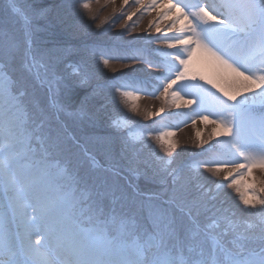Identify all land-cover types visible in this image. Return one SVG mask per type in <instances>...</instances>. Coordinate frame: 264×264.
<instances>
[{"label":"rangeland","instance_id":"obj_1","mask_svg":"<svg viewBox=\"0 0 264 264\" xmlns=\"http://www.w3.org/2000/svg\"><path fill=\"white\" fill-rule=\"evenodd\" d=\"M69 1L74 12V29L80 32L83 39L91 38L95 43V46H91L96 50L95 56L87 54V50L85 52L87 57L83 59L88 61L77 60L71 54H80V51L48 47L49 43L40 38L45 36L40 26L47 14L45 7L32 13L22 0H16V6L22 9L29 20L35 18L37 26L31 28L30 23L24 25L13 14L9 0H0V62L13 79L27 84L28 99L37 114V120L44 121L43 134L47 137L50 154L72 171L82 188L92 193H103L105 209L112 206V197L115 195L120 198L115 205L118 209L147 223L156 218L162 205L165 206L169 218L175 224V236L170 247H175L178 259L193 260L200 258L203 253L204 258L228 264L226 253L244 251L240 248L241 243L246 244L249 253L255 254L264 249V209L259 206L255 210L244 209L236 193L226 187L228 181H223V188L215 189V185L223 180L225 171L212 176L203 167H196L203 164L211 168L219 162L239 159L231 151L233 143L244 149L245 154L252 153L258 158L260 146L264 144V97L247 94L244 108L236 114L223 112L217 117L225 122L231 118L234 131L238 133L235 141L233 137L213 138L210 124L203 125L205 131L198 128L199 115H186L192 112V108L177 112L165 101L156 100L143 91L133 92L138 97L135 101L125 100L113 87L118 78L142 81L148 79L146 73L154 79L161 74L160 71L149 70L139 61L120 58L109 59L108 67L105 68L101 62L103 57L100 56V59L97 53L110 51L121 55L129 50L153 48L160 53L175 52V49L169 50L162 44H145L144 30L149 27V21L154 23L156 9H142L125 25V17L136 11L135 0H128L123 8V0H86L91 5V12L80 8V3L85 0ZM147 2L142 0V3ZM245 2L233 0V5L239 6ZM235 10L238 19L242 20L240 28L235 26L239 30L247 24V18L241 8ZM97 24L101 26L97 28ZM121 25L125 26L121 28ZM162 26L163 23H160ZM260 32L261 26L257 25L251 35L240 33L246 35L249 46V51L242 55L253 69L261 63L258 56ZM153 37H159V34L149 29L147 38ZM48 48H52L51 51L48 52ZM31 58L48 65L57 78L62 79L60 88L54 94L50 95L46 88H41L23 70L25 60ZM150 58L157 64L163 60L162 56L155 54ZM74 68L79 69V75L73 74ZM204 74L220 88L234 94L235 90L230 85L236 79L233 74L223 71L216 74L211 69H206ZM82 76L86 77V81L81 85ZM204 87L218 99H224L215 89L208 85ZM203 95L206 103L215 107L213 98L206 93ZM184 99L191 97L184 96ZM242 99L238 97V100ZM133 105L138 114L128 111ZM162 106L164 112L160 117L145 119L146 112L155 113ZM213 118L212 115L208 116L210 120ZM116 121H120L123 127H114ZM161 131L174 133L168 138L177 144L171 156H165L154 139ZM196 133H200V136L197 137ZM0 135L7 143L8 117L3 120ZM203 141L208 143L197 148L196 144ZM160 160L171 163L165 168ZM228 167L231 165H227L226 170ZM173 171L176 173L175 178L169 175ZM36 179L39 181L41 178ZM262 182L264 171L253 168L242 181L241 191H245L246 185L253 184L258 189ZM208 189H212L214 198L205 194ZM250 194L251 188H248L246 198ZM9 195L6 194L2 200L4 231L0 235V262L3 257H9L10 264H14L19 259L15 249L23 243L24 230L8 206ZM224 217L232 221L231 227L223 222ZM216 220H222L219 229H210L209 225ZM196 229L198 231H194ZM38 231L35 227L28 229L27 234L32 243L29 264H66V251L51 243H35L41 239ZM213 239L219 241L215 250ZM189 245L195 251H190ZM220 249L224 251L220 252Z\"/></svg>","mask_w":264,"mask_h":264},{"label":"snow or ice","instance_id":"obj_2","mask_svg":"<svg viewBox=\"0 0 264 264\" xmlns=\"http://www.w3.org/2000/svg\"><path fill=\"white\" fill-rule=\"evenodd\" d=\"M135 2L136 11L125 17V25L142 9L161 7L158 0ZM9 3L13 14L24 25H28L30 20L16 6V0H9ZM127 4L128 0H123L121 8ZM237 7L244 11L247 18V24L239 30L235 27L234 17L231 14L224 15L225 11ZM80 8L91 12V5L86 0L80 3ZM169 12H173V15L169 16ZM166 18L170 22L162 29L160 21ZM125 25H121V28ZM257 25L261 26L258 47L261 63L253 69L242 55L249 51V46L245 35L240 33L251 35ZM100 26L96 25L97 28ZM149 29H154L159 37L148 39ZM144 31L146 45L162 44L176 51L160 53L153 48L129 50L121 55L110 51L97 53L103 57L101 62L105 68L108 67L109 59L120 58L139 61L149 70L160 71L161 74L154 79L147 73L148 79L142 81L118 78L113 87L119 96L135 101L138 97L133 92L143 91L156 100L165 101L169 107L192 108V112L186 115H199L201 125H214L211 133L213 138L233 137L235 141L238 133L234 131L231 118L225 122L217 117L223 112L236 114L244 108L247 94L264 97V0H246L242 5L229 4L220 10L206 7L201 0H194L191 4H185L183 0H175L174 3L169 0L162 6V10L157 11L155 23L149 21V27ZM169 33L172 35L169 36ZM152 54L162 56V62L153 63L150 58ZM206 69L216 74L220 71L233 74L236 79L230 85L235 90L234 94L220 88L212 78L205 75ZM23 70L41 88H46L50 95L62 84V79H58L48 65L35 58L26 59ZM72 72L79 75V69L74 68ZM85 81L86 77L82 76L80 84ZM204 85L215 89L224 99L215 97ZM204 93L213 98L215 107L206 103ZM184 96H190L191 99H184ZM238 97L243 99L238 100ZM128 111L138 114L134 105ZM163 112V106L155 113L146 112L145 119L160 117ZM209 115L214 118L208 119ZM5 117H8L7 143L0 135V235L4 231L2 200L6 194H10L8 206L24 230L23 243L15 249L19 259L14 264H29L32 243L27 233L33 227L39 229L41 237L35 243L39 245L43 241L60 247L68 254V264H222L215 259L204 258L203 253L200 258L193 260L178 259L175 247H170L175 236V224L163 205L156 218L147 223L118 209L115 205L120 198L115 195L112 197V206L105 209L102 203L104 194L82 188L72 171L50 154L47 137L43 134L44 121L37 120V114L28 99L27 84L13 79L0 62V127ZM192 123L195 124V120ZM113 126L118 129L123 127L120 121L114 122ZM173 135L172 131H161L154 137L165 156H171L177 148V144L168 139ZM196 136L199 137L200 133H196ZM206 143L208 141L197 143L196 147L200 148ZM231 151L239 159L219 162L211 168L203 164L196 167H203L212 176L225 171L223 180L215 185V189L223 188V181H228L226 187L236 193L244 209L255 210L258 206L264 209V182L258 189L253 184L246 185L245 191H241L242 181L253 168L264 171V144L260 146L258 158L252 153L245 154L237 143L232 144ZM159 162L165 168L171 163L164 160ZM227 165L231 167L226 170ZM169 175L175 178L176 173L173 171ZM37 177L41 179L37 181ZM248 188H251V194L246 198ZM205 194L214 198L212 189H208ZM223 222L227 227L232 226L228 217H224ZM221 223L222 220H216L209 228L218 230ZM218 244L219 241L213 239V250ZM240 248L244 251L226 253L228 264H264V249L253 254L247 251L245 243H241ZM189 249L195 251L191 245ZM223 251L220 249V252Z\"/></svg>","mask_w":264,"mask_h":264},{"label":"trees","instance_id":"obj_3","mask_svg":"<svg viewBox=\"0 0 264 264\" xmlns=\"http://www.w3.org/2000/svg\"><path fill=\"white\" fill-rule=\"evenodd\" d=\"M26 7L32 13H35L40 8L47 10L45 20L40 24L42 29H44L45 36H40L45 42H48V47L54 48L55 46L64 48H69L80 51V54L71 53L73 57L77 60H89L83 59L87 57V54L94 55V50L91 46H95L94 41L91 38L83 39L80 36V32L74 29V12L69 4V0H22ZM31 28L36 27L37 23L35 18L30 19ZM61 33V34H60ZM49 34V35H48ZM33 40L35 36L32 34ZM52 48H48L51 51ZM87 50V51H86ZM86 52V53H85ZM95 56V55H94ZM81 57V58H80ZM98 57L101 59L100 55ZM103 59V58H102ZM75 62V61H72ZM78 90H76L77 92Z\"/></svg>","mask_w":264,"mask_h":264},{"label":"bare ground","instance_id":"obj_4","mask_svg":"<svg viewBox=\"0 0 264 264\" xmlns=\"http://www.w3.org/2000/svg\"><path fill=\"white\" fill-rule=\"evenodd\" d=\"M187 1L189 0H183V3H186ZM194 1V0H193ZM169 0H158V4L161 6L160 9H156L155 11V14H156V17H157V11L158 10H162V6L166 3H168ZM171 2H175V0H171ZM202 3H204L207 7H211L213 8L214 6L215 7H219L221 9H224L226 8L229 4H233V0H201ZM231 14L233 17H235V26L239 27L240 28V25H241V22L242 20L238 19L239 15H237V11L235 10V8H232V9H229L228 11L225 12V16ZM173 15V12H171L169 14V16H172ZM155 17V19H156ZM155 19H154V23H155ZM170 21L168 19H164V20H161L160 23H163V26L162 28H165L166 25L169 23ZM246 37V35H245ZM182 110H184V108H181V109H177V112H181ZM199 123V122H198ZM198 128H200L201 130L203 129L205 131V129L203 128V125H201V123H199L197 125ZM214 125H211L210 126V129L212 131ZM68 254H67V258L65 259V263L68 264ZM3 261V263L5 262V264H7L10 260H9V257H3V259L1 260V262Z\"/></svg>","mask_w":264,"mask_h":264}]
</instances>
